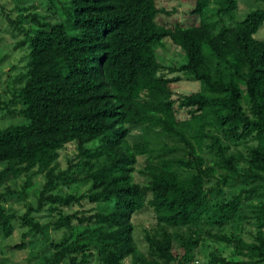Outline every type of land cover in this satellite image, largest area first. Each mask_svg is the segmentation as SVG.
Here are the masks:
<instances>
[{
  "label": "trees",
  "instance_id": "obj_1",
  "mask_svg": "<svg viewBox=\"0 0 264 264\" xmlns=\"http://www.w3.org/2000/svg\"><path fill=\"white\" fill-rule=\"evenodd\" d=\"M181 1L190 5L185 16L196 21L191 25L160 24V16L168 13L158 9L155 0H67L69 27L43 23L27 37L26 71L17 99L28 123L0 128V163L5 164L0 181L6 175L41 173L44 183L34 212L45 203L113 202L108 213H73L57 221L67 230L71 220L89 229L73 241L65 230L60 241L50 243L53 252L42 264L65 259L68 264H90L89 247L96 264H124L126 259L129 264H192L198 243L193 228L209 207L217 214V224L226 221L242 196L256 200L250 206L257 229L253 241L212 237L250 261L233 262L211 253L208 263L264 262V40L254 38L264 10L225 25L234 17L236 0ZM210 6L207 17L204 11ZM163 39L170 41L178 62L160 53ZM163 71L201 82L203 92L174 95V79L160 74ZM240 83L245 109L239 103ZM179 111L183 119L177 118ZM128 127H139L143 141L128 143ZM149 135L166 142L153 145ZM223 141L252 144L246 147L241 174L235 164L243 154L230 153ZM70 143L76 153L66 169L55 174L59 152ZM204 149L215 158L210 164L202 157ZM138 156L145 157L138 171L147 179L145 185L133 181ZM71 168L81 177L68 176ZM228 173L240 175L244 189L209 206L208 198L234 179ZM78 182L89 185L84 194H51L59 185ZM29 186L27 176L22 189ZM147 196L157 229L144 233L146 253H141L131 238L130 216ZM31 211L28 208L19 223L41 234L45 226L34 221ZM13 218L0 205L2 237L12 234ZM171 228L186 232L171 233ZM11 248L20 250L24 244Z\"/></svg>",
  "mask_w": 264,
  "mask_h": 264
},
{
  "label": "rangeland",
  "instance_id": "obj_2",
  "mask_svg": "<svg viewBox=\"0 0 264 264\" xmlns=\"http://www.w3.org/2000/svg\"><path fill=\"white\" fill-rule=\"evenodd\" d=\"M67 0H0V128L7 126L26 125L28 120L21 115L23 106L17 99L18 89L21 87L23 77L26 71V62L28 55L27 37L31 36L36 30L40 28L43 23L57 24L64 23L69 27L71 19L66 20L65 14L67 12ZM158 9H163L168 13L167 16H160V24L173 25L181 24L188 26L194 23L195 20L188 19L185 14L190 5L181 0H155ZM211 6L204 11V15L209 17ZM254 10H264V4L261 0H236V11L231 22H225V25L235 24L244 19L245 15ZM196 22V21H195ZM66 29V28H65ZM67 31V29H66ZM70 35V31H67ZM256 40H264V21L254 34ZM24 43L19 45L20 43ZM166 57H171L173 61L178 62L179 57L170 49V41L163 39L162 48L159 49ZM166 78L174 79L173 93L188 94L191 92H203V84L193 80L191 77L183 75L182 73L169 74L166 71L161 72ZM240 106L245 109L246 95L244 86L240 83ZM182 111H179L177 118L183 119ZM129 132L126 136L128 143L142 142L143 134L139 127H128ZM147 140L153 145H158L166 142L161 137L149 135ZM224 144L229 145V152L236 151L243 154V160L235 164V168L239 174L242 173L246 167L244 159L247 154L245 150L247 146L252 145L248 141H239L235 145L228 142ZM76 153L74 144L70 143L63 147L59 152L55 165V174L64 171L67 167V162ZM202 157L206 164H210L215 158L209 153L207 149L202 151ZM144 156H138L132 172L133 181L139 185L146 184V178L138 173L143 163ZM4 162L0 163V171L4 168ZM75 174H73V173ZM220 173H223L219 171ZM73 175H72V174ZM228 175L233 176V180H228L222 186L221 193L217 196L208 198L209 206L215 203L228 201L231 196L238 193L240 189H244L243 179L240 175L235 176L232 173ZM27 176L30 177V186L22 189V185L26 181ZM68 176L81 177L77 175L76 171L71 168ZM44 183V177L41 173H36L32 170L27 175L18 177H10L6 175L0 181V205L4 210L14 215L12 223V234L8 237H2L0 232V264H42L48 258L53 249L50 243L60 241L62 233L67 230L63 228L62 223L58 225L60 219L64 216H70L76 213L77 217H81L88 211H96L108 213L112 209L113 202L88 204L85 200L79 203H73L69 206H63L60 203L50 204L45 203L40 211L34 212L38 193ZM213 185L209 183L208 187ZM89 185L86 183H76L69 186H57L52 192V195L63 197L66 194L79 196L84 194ZM146 197L143 207L132 213L130 222L133 226L131 238L141 253H146V244L144 242V233L153 234L157 229L151 209L146 205ZM256 200L250 198L245 200L242 196L236 209L229 214L226 221H220L217 224L218 217L214 209L209 207L205 214L203 221L193 230L198 236V243L193 250L192 264H209V254L214 253L226 260L233 262L250 261L248 258L236 256L231 247L222 243L215 242L213 235H222L225 237L240 238L245 243L253 241V237L257 231L255 221L253 220V209L250 207ZM30 208V216L35 222L44 225L45 228L41 234H34L22 227L19 223V217ZM91 212V213H92ZM85 216L87 215L84 214ZM68 241H73L77 235L84 229H89L86 226H78L75 221L71 220L68 224ZM171 233L184 235L186 229L171 228L168 229ZM23 236V237H22ZM24 244V248L20 250H13L11 247ZM174 248L177 243H173ZM93 255L90 259V264H96L95 251L90 247L88 249ZM60 264H68V259L63 260ZM124 264H129V259L124 261ZM264 264V262L258 263Z\"/></svg>",
  "mask_w": 264,
  "mask_h": 264
}]
</instances>
